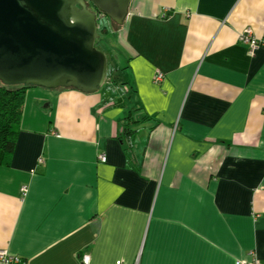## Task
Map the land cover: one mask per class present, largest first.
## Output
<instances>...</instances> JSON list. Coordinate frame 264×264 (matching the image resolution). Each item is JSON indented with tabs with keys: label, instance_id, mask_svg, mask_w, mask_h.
Listing matches in <instances>:
<instances>
[{
	"label": "crops",
	"instance_id": "0c3cea01",
	"mask_svg": "<svg viewBox=\"0 0 264 264\" xmlns=\"http://www.w3.org/2000/svg\"><path fill=\"white\" fill-rule=\"evenodd\" d=\"M131 1L102 44L120 73L89 94L26 90L0 166V250L264 264V45L239 40L264 42V0Z\"/></svg>",
	"mask_w": 264,
	"mask_h": 264
},
{
	"label": "water",
	"instance_id": "95a60500",
	"mask_svg": "<svg viewBox=\"0 0 264 264\" xmlns=\"http://www.w3.org/2000/svg\"><path fill=\"white\" fill-rule=\"evenodd\" d=\"M131 0H0V83L96 92L107 77L97 23L121 27Z\"/></svg>",
	"mask_w": 264,
	"mask_h": 264
},
{
	"label": "trees",
	"instance_id": "16d2710c",
	"mask_svg": "<svg viewBox=\"0 0 264 264\" xmlns=\"http://www.w3.org/2000/svg\"><path fill=\"white\" fill-rule=\"evenodd\" d=\"M115 26V25H114ZM116 27V26H115ZM105 28H101L104 34ZM107 70V77H108ZM107 77L105 82H107ZM27 87L7 88L0 83V166H8L16 148Z\"/></svg>",
	"mask_w": 264,
	"mask_h": 264
},
{
	"label": "built area",
	"instance_id": "2783aa9c",
	"mask_svg": "<svg viewBox=\"0 0 264 264\" xmlns=\"http://www.w3.org/2000/svg\"><path fill=\"white\" fill-rule=\"evenodd\" d=\"M239 40H241L244 43L249 44V54H251V52L264 45L263 41H257L252 37V32L247 30H244V32H242V34L239 36ZM161 79V75L158 74V76H156V81H159ZM100 160L102 162H104L105 158L104 156L100 157ZM22 192H24V189L22 190ZM252 254V252H250ZM253 255V254H252ZM81 264H88L89 260H88V256L87 254H84L81 258ZM0 264H26L23 259L17 255H12L9 253V251H6L4 249L0 250ZM235 264H259L258 261L255 259V257L253 256L252 258H250L248 261H242V260H237V262H235Z\"/></svg>",
	"mask_w": 264,
	"mask_h": 264
},
{
	"label": "rangeland",
	"instance_id": "374dc122",
	"mask_svg": "<svg viewBox=\"0 0 264 264\" xmlns=\"http://www.w3.org/2000/svg\"><path fill=\"white\" fill-rule=\"evenodd\" d=\"M109 22H108V20L107 19H100L99 21H98V23H97V26H98V31H97V34H96V37H97V40H96V46H95V48L97 49V50H101V51H103L106 55H107V57H108V54H107V52L104 50V49H102V44H103V42L105 41V40H108L109 39ZM106 26V30L108 31V33H106V34H102L101 33V28H104ZM105 30V31H106ZM108 63H107V70L108 71H110V72H114L113 74L115 75V74H118V73H120V71L119 72H117L116 71V69H114L111 65H110V59H109V57H108ZM113 65V64H112ZM113 75V76H114ZM7 88H11V89H16V88H18L17 86H12V85H7L6 86Z\"/></svg>",
	"mask_w": 264,
	"mask_h": 264
}]
</instances>
